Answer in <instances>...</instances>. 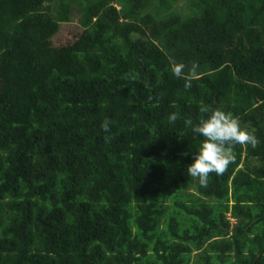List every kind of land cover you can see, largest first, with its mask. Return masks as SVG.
<instances>
[{
  "label": "trees",
  "instance_id": "trees-1",
  "mask_svg": "<svg viewBox=\"0 0 264 264\" xmlns=\"http://www.w3.org/2000/svg\"><path fill=\"white\" fill-rule=\"evenodd\" d=\"M173 2L0 0V264H264V0ZM215 109L257 144L202 186Z\"/></svg>",
  "mask_w": 264,
  "mask_h": 264
},
{
  "label": "clouds",
  "instance_id": "clouds-1",
  "mask_svg": "<svg viewBox=\"0 0 264 264\" xmlns=\"http://www.w3.org/2000/svg\"><path fill=\"white\" fill-rule=\"evenodd\" d=\"M185 68L184 63H174L171 71L177 78L184 79L185 89H190L192 80L184 76ZM197 69L198 65L193 63L190 69L191 76L197 74ZM176 118L175 113L168 116L170 123H174ZM110 125L111 121L105 119L101 128L107 133L110 131ZM192 131L204 140L187 170L191 177L198 178L202 186L208 184L210 173L222 175L235 161V156L231 151L232 146L250 144L255 147L257 144L255 134L243 128L238 117L221 109L211 110L208 118L194 125Z\"/></svg>",
  "mask_w": 264,
  "mask_h": 264
},
{
  "label": "rangeland",
  "instance_id": "rangeland-1",
  "mask_svg": "<svg viewBox=\"0 0 264 264\" xmlns=\"http://www.w3.org/2000/svg\"><path fill=\"white\" fill-rule=\"evenodd\" d=\"M174 10L180 11L181 15H189L191 14V11H193L195 8L194 5L190 0H174L173 2ZM69 31L71 33L72 39H74V36L77 34L74 26L69 28Z\"/></svg>",
  "mask_w": 264,
  "mask_h": 264
}]
</instances>
